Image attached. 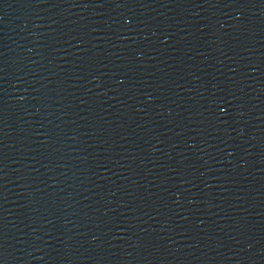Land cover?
Instances as JSON below:
<instances>
[{
	"label": "water",
	"instance_id": "1",
	"mask_svg": "<svg viewBox=\"0 0 264 264\" xmlns=\"http://www.w3.org/2000/svg\"><path fill=\"white\" fill-rule=\"evenodd\" d=\"M0 264H264V0H0Z\"/></svg>",
	"mask_w": 264,
	"mask_h": 264
}]
</instances>
